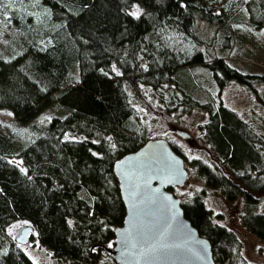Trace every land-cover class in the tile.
Returning a JSON list of instances; mask_svg holds the SVG:
<instances>
[{
    "label": "trees",
    "instance_id": "obj_1",
    "mask_svg": "<svg viewBox=\"0 0 264 264\" xmlns=\"http://www.w3.org/2000/svg\"><path fill=\"white\" fill-rule=\"evenodd\" d=\"M29 1L42 9L40 17L27 11ZM221 1L0 0V109L53 92L62 111L44 125H29L28 141L0 133V239L10 223L25 220L61 264H97L124 215L112 163L147 140L129 99L143 85L165 115L207 114L199 127L205 148L195 150L199 157L190 164L228 202L242 200L241 223L264 245V214L255 210L264 194V138L221 100L233 81L264 108V87L256 89L264 77L206 52L194 29L196 19L204 21L229 48L231 25L263 26L264 0H240L248 13L242 22L235 4ZM134 8L139 15L130 13ZM181 207L210 243L215 264H252L236 234L212 221L199 196ZM0 264L34 263L9 241Z\"/></svg>",
    "mask_w": 264,
    "mask_h": 264
},
{
    "label": "rangeland",
    "instance_id": "obj_2",
    "mask_svg": "<svg viewBox=\"0 0 264 264\" xmlns=\"http://www.w3.org/2000/svg\"><path fill=\"white\" fill-rule=\"evenodd\" d=\"M230 1L236 5L234 6L235 17L239 18L240 22L246 21L248 13L243 4H239L240 0H222L221 5H229ZM27 6V11L33 17L42 15V9L35 2L29 1ZM130 13L136 16L137 9L134 8ZM194 29L198 37L208 45L205 47L206 52L223 56L230 68L241 73L264 77V22L259 28H252L246 23L231 25L232 42L229 48H223L220 45L217 30L204 21L196 19ZM198 85L199 83L195 84V86ZM263 87L264 85L260 84L256 86V89L261 92ZM52 95L53 92H46L31 99H16L10 106L0 109V133L7 135L14 132L22 142L30 140L33 133L28 129L29 125H44L52 117L62 114V111L55 107ZM129 99L134 108V119L144 132V136L147 139L151 135L163 137L168 143L175 145L185 159V168L188 172L187 183L183 187L173 189L174 196L179 197L181 202H187L195 195L199 196L210 211L212 221L236 234L241 242L240 252L244 259L252 264H264V245L248 233L241 223L242 200L228 202L219 189L207 187L190 164L191 160L199 157L195 150L205 148L206 144L199 127L206 121L207 114L199 109L189 112L178 109L170 115H165L154 92L143 85L139 87L137 96L129 92ZM221 100L225 107L236 113L264 138V108L258 105L245 86L229 81L221 91ZM168 129L187 132L194 140L193 145L189 146L177 135L167 133ZM10 162L18 165L20 160L12 159ZM255 210L264 214V194L259 198ZM26 227L30 225L25 220L10 223L0 239V253L4 252L10 241L34 264H61L49 250L38 243L35 231L32 229L27 234V242L23 244L15 242L21 229ZM97 264L115 263L101 251L97 257Z\"/></svg>",
    "mask_w": 264,
    "mask_h": 264
},
{
    "label": "water",
    "instance_id": "obj_3",
    "mask_svg": "<svg viewBox=\"0 0 264 264\" xmlns=\"http://www.w3.org/2000/svg\"><path fill=\"white\" fill-rule=\"evenodd\" d=\"M192 146L185 131L168 129ZM111 172L124 209L122 222L112 230L103 251L115 264H215L208 240L183 215L172 189L187 183L182 156L163 137L151 135L137 150L116 159ZM30 227L15 242H27Z\"/></svg>",
    "mask_w": 264,
    "mask_h": 264
},
{
    "label": "snow or ice",
    "instance_id": "obj_4",
    "mask_svg": "<svg viewBox=\"0 0 264 264\" xmlns=\"http://www.w3.org/2000/svg\"><path fill=\"white\" fill-rule=\"evenodd\" d=\"M135 15H139V13H136Z\"/></svg>",
    "mask_w": 264,
    "mask_h": 264
}]
</instances>
